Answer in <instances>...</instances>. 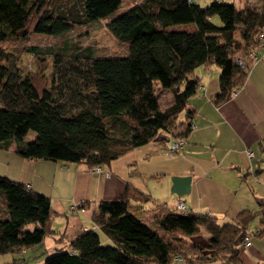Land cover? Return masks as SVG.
I'll use <instances>...</instances> for the list:
<instances>
[{
    "label": "trees",
    "instance_id": "trees-1",
    "mask_svg": "<svg viewBox=\"0 0 264 264\" xmlns=\"http://www.w3.org/2000/svg\"><path fill=\"white\" fill-rule=\"evenodd\" d=\"M67 1L0 0V41L31 32L59 35L107 16L121 3ZM182 24L196 29L176 27ZM106 27L126 45L125 54L94 56L89 45L77 43L67 48L25 47L37 56L50 53L55 65L67 62L73 68L71 74L55 71L49 87L39 88L30 75L2 63L0 54V145L15 140L21 157L84 162L92 168L108 165L159 135L184 142L194 126L187 99L200 87L190 75L201 65H218L216 101L242 87L248 71L236 58L247 61L263 43L264 0L242 7L222 0L206 6L196 0H141ZM158 89L171 92L165 107ZM182 111L186 118L179 121ZM112 128L122 133L115 136ZM30 129L36 134L25 141ZM256 200L258 210L242 209L224 223L204 212L161 213L154 219L158 231L127 210L125 192L115 200H100L93 214L111 243H102L95 229H87L69 241L68 250L46 255L42 264H167L173 254L185 264L217 258L222 264H241L239 247L257 214L264 235V198ZM51 213L48 196L0 175V254L40 243L53 232ZM31 223L35 226L27 228ZM201 228L209 233L205 244L194 240Z\"/></svg>",
    "mask_w": 264,
    "mask_h": 264
},
{
    "label": "crops",
    "instance_id": "crops-1",
    "mask_svg": "<svg viewBox=\"0 0 264 264\" xmlns=\"http://www.w3.org/2000/svg\"><path fill=\"white\" fill-rule=\"evenodd\" d=\"M260 1L242 3L260 5ZM213 20L219 24V20ZM176 27L196 29L194 24ZM247 64L248 74L242 87L231 91L222 101L213 99L220 89L218 65H201L192 72L190 77L196 78L204 88L198 87L187 99L188 119L195 126L190 128L173 156L167 157L161 152L167 150L172 137L167 141L153 140L101 166L106 174L92 171L84 162L21 157L15 152V140L1 144L0 175L48 196L52 208L53 232L48 234L47 246L40 242L12 253L20 256V253L35 251L37 257L33 262L42 264L46 252L68 250L69 241L87 229H95L102 243H111L94 221L93 214L100 200H115L125 192L129 200L127 210L157 230L155 217L175 211L178 199L185 202L189 211L210 213L220 223L232 221L242 209H255L256 199L264 198V54L257 60L249 58ZM185 113L177 120H184ZM248 149L253 150L254 156L248 155ZM172 175H190L189 190L181 194L172 192ZM169 189L172 196L167 201L172 199L170 204L162 201L147 207V202L156 201L155 197L162 191L167 195ZM261 229L260 223L248 228L246 234L250 235L252 244L239 247L241 264L264 263ZM17 258L13 257L12 261ZM198 264H222V261L217 258Z\"/></svg>",
    "mask_w": 264,
    "mask_h": 264
},
{
    "label": "rangeland",
    "instance_id": "rangeland-1",
    "mask_svg": "<svg viewBox=\"0 0 264 264\" xmlns=\"http://www.w3.org/2000/svg\"><path fill=\"white\" fill-rule=\"evenodd\" d=\"M67 1V0H66ZM141 0H121V3L117 9L108 14L105 17L98 18L93 22H89L80 26H74L67 32H64L59 35H50L39 32H31L25 38H10L6 40L0 41V54H1V62L13 67L18 68L20 70L21 75H30L33 79L34 83L39 87H49L52 82L53 73L56 71L57 73H69L73 72V68L67 62H64L60 65L54 64V56L52 54L46 55H34L31 52L25 50V47L29 45H36L42 48H67L73 43H77L80 46L89 45L91 48L92 55L94 56H114V55H122L126 53V45L120 41H118L107 29L106 23L117 16L121 12L125 11L136 2ZM213 0H196L198 4L201 6L208 5ZM228 3H234L237 7H241L243 5L244 0H222ZM73 0H68L66 3L71 4ZM259 2V0H258ZM256 2V3H258ZM261 2V1H260ZM242 4V5H241ZM218 21V17H214ZM215 21V20H214ZM69 49V48H68ZM72 58V56H70ZM66 56L62 57L65 59ZM74 59V58H73ZM76 60V59H74ZM77 61V60H76ZM157 97L159 99L161 107H165L172 99V95L170 91H166L163 93L160 89L157 91ZM184 112H180L178 114L177 119H180L183 116ZM113 134L115 136L122 133L121 130L117 133L115 128H112ZM36 132L32 129L28 130L24 139L30 140L35 136ZM162 154L165 156H170L168 151L162 150ZM152 187V186H151ZM157 188V187H156ZM165 191H162L159 196L155 197L156 201L147 202V207H151L152 204H156L158 202L166 201L169 204L172 202V199L167 201L172 194L170 193V189L167 195L164 194ZM163 194L165 196H163ZM173 198V197H172ZM255 209H259V204L257 203V207ZM260 223V215L257 214L256 217L250 223V227L255 228ZM35 226L34 223L27 225V228L31 229ZM159 229V228H158ZM160 231V229H159ZM209 236V233L201 228L200 232L194 240L199 243L205 244L206 239ZM45 242L44 247L50 242L49 235H46L44 239L41 241ZM38 243V244H41ZM36 245V244H35ZM63 249V248H60ZM33 250V249H32ZM58 251V250H52ZM51 252H46L44 255H48ZM6 253L0 254V264H37L33 262L37 257L35 251L29 250L27 253L23 254ZM16 257L17 259L12 261V258ZM167 264H176L173 258L170 259V262ZM181 264H185L182 262ZM195 264V263H194ZM198 264V263H196Z\"/></svg>",
    "mask_w": 264,
    "mask_h": 264
},
{
    "label": "built area",
    "instance_id": "built-area-1",
    "mask_svg": "<svg viewBox=\"0 0 264 264\" xmlns=\"http://www.w3.org/2000/svg\"><path fill=\"white\" fill-rule=\"evenodd\" d=\"M260 54H264V43H262V45H261L260 47L256 48L255 50H252V51L249 53L248 57L251 58V59H253V60H257V59L259 58V55H260ZM236 61H237L241 66H245V67H247V69H248V64H246L247 61H246L245 57H243V56H238V57L236 58ZM200 87L204 88V86H203L202 84L200 85ZM235 91H236V90H235ZM213 99H215V97H214ZM194 126H195V125H194ZM194 126H192V127H194ZM182 144H183V140H182V139L177 138V139H173V140H171V141L169 142V145H168V148H167L168 154H169L170 156H173V155L177 154L178 151H179V149H180V147L182 146ZM247 153H248V155H249L250 157L254 156V152H253V150H251V149H248V150H247ZM91 169H92V171L97 172V173L105 172V171L102 169L101 166H94V167H92ZM105 173L108 174L107 171H106ZM27 186H29V185H27ZM78 205H79V209L82 210V209H83L82 204L79 203ZM73 208H75L74 205L72 206V209H73ZM174 208H175L177 211L181 212V213H186V212L189 211V208L187 207V205L185 204V202H184L182 199H178V200L176 201V203H175V207H174ZM258 230H259V229H258ZM251 244H252L251 237H250L249 234H246V235H245V238H244V241L242 242L241 246H242V247H248V246H250ZM172 258H173V260L175 261L176 264H179V262L182 260L181 257H180L179 255H177V254H173ZM226 264H232V263H231V262H228V263H226ZM263 264H264V263H263Z\"/></svg>",
    "mask_w": 264,
    "mask_h": 264
},
{
    "label": "water",
    "instance_id": "water-1",
    "mask_svg": "<svg viewBox=\"0 0 264 264\" xmlns=\"http://www.w3.org/2000/svg\"><path fill=\"white\" fill-rule=\"evenodd\" d=\"M178 89V87H176ZM154 140H169V138L165 135H159L154 138ZM191 176L190 175H172V186L171 191L176 192L178 194L184 193L185 191L189 190V182H190ZM181 185L184 186V188H180Z\"/></svg>",
    "mask_w": 264,
    "mask_h": 264
}]
</instances>
